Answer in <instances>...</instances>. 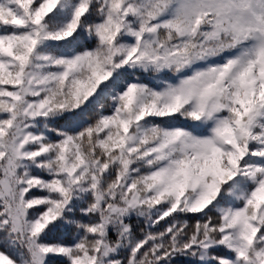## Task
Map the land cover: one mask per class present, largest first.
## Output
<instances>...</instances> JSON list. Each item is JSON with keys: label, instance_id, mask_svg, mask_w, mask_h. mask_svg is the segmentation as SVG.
Listing matches in <instances>:
<instances>
[{"label": "snow or ice", "instance_id": "snow-or-ice-1", "mask_svg": "<svg viewBox=\"0 0 264 264\" xmlns=\"http://www.w3.org/2000/svg\"><path fill=\"white\" fill-rule=\"evenodd\" d=\"M0 264H264V0H0Z\"/></svg>", "mask_w": 264, "mask_h": 264}]
</instances>
